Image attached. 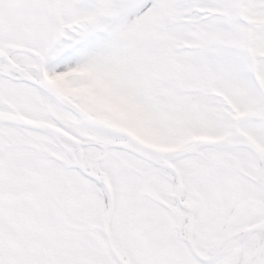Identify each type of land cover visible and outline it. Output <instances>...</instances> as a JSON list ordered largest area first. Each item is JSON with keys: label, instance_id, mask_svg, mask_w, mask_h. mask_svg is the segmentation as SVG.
I'll return each mask as SVG.
<instances>
[{"label": "snow or ice", "instance_id": "snow-or-ice-1", "mask_svg": "<svg viewBox=\"0 0 264 264\" xmlns=\"http://www.w3.org/2000/svg\"><path fill=\"white\" fill-rule=\"evenodd\" d=\"M0 264H264V0H0Z\"/></svg>", "mask_w": 264, "mask_h": 264}]
</instances>
